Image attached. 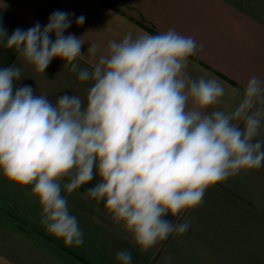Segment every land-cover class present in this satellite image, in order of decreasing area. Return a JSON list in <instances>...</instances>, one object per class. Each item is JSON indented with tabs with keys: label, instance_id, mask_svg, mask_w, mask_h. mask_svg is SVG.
<instances>
[{
	"label": "clouds",
	"instance_id": "clouds-1",
	"mask_svg": "<svg viewBox=\"0 0 264 264\" xmlns=\"http://www.w3.org/2000/svg\"><path fill=\"white\" fill-rule=\"evenodd\" d=\"M84 21L76 18L77 25ZM71 24L61 10L43 27L11 35L0 24V39L34 70L44 73L60 58L80 82L91 81L86 105L67 93L53 103L30 85H16L19 67L0 68V174L30 188L41 224L69 246L82 245L83 232L62 191L71 194L99 177L84 196L103 202L143 253L184 234L191 221L180 217L200 206L210 187L264 166V140L256 139L264 80L250 77L234 110L209 112L226 90L218 78L193 79L186 71L202 47L193 37L174 28L129 32L109 41L90 70L76 63L85 57L84 41L65 34ZM96 52L90 44L87 54ZM115 259L132 264L127 250Z\"/></svg>",
	"mask_w": 264,
	"mask_h": 264
},
{
	"label": "crops",
	"instance_id": "crops-1",
	"mask_svg": "<svg viewBox=\"0 0 264 264\" xmlns=\"http://www.w3.org/2000/svg\"><path fill=\"white\" fill-rule=\"evenodd\" d=\"M56 10L69 13L72 24L65 34L84 41L85 57L76 63L90 70L109 41L119 42L129 32L155 35L174 28L193 37L202 47L189 57L186 71L193 79L218 78L226 90L209 112L234 110L249 78L264 80V0H0V24L11 35L36 23L43 27ZM81 15L85 21L77 25ZM90 44L97 46L95 56L87 54ZM9 66L21 69L17 86L30 85L53 103L62 94L77 95L86 105L91 81L80 82L62 59L38 72L0 39V68ZM256 139L264 140V123ZM97 182L99 177L71 194L62 191L83 232L84 243L69 246L41 224V207L30 188L0 174V264H118L121 250L130 252L132 264H264V166L210 187L202 204L180 217L179 222L191 221L184 234H171L143 253L103 202L84 196Z\"/></svg>",
	"mask_w": 264,
	"mask_h": 264
}]
</instances>
